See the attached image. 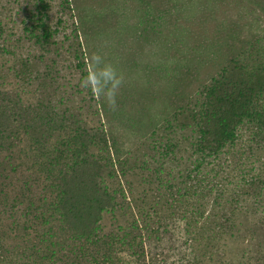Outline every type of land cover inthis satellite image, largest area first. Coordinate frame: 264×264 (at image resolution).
Masks as SVG:
<instances>
[{
    "label": "trees",
    "instance_id": "obj_1",
    "mask_svg": "<svg viewBox=\"0 0 264 264\" xmlns=\"http://www.w3.org/2000/svg\"><path fill=\"white\" fill-rule=\"evenodd\" d=\"M30 1L24 30L45 49L56 33L49 26L50 1ZM258 56H235L209 82L180 93L184 102L150 124L131 151L112 130L103 97L98 103L106 126L78 120L72 128L67 113L56 111L51 101L27 105L8 95L3 104L0 98V151L9 149L20 129L36 136L48 129L64 134L45 156L48 184L42 200L0 190V227L9 220L8 230L20 240L11 251L0 234V264H150L145 240L167 234L160 229L168 218L184 223L190 257L183 264L213 262L219 243L234 238L237 219L248 223L264 210L263 172L245 169L246 151L264 150V62ZM82 66L78 62L77 68ZM13 118L19 128H10ZM140 124L130 127L144 131ZM237 169L242 170L238 177ZM107 216L116 222L108 231Z\"/></svg>",
    "mask_w": 264,
    "mask_h": 264
},
{
    "label": "rangeland",
    "instance_id": "obj_2",
    "mask_svg": "<svg viewBox=\"0 0 264 264\" xmlns=\"http://www.w3.org/2000/svg\"><path fill=\"white\" fill-rule=\"evenodd\" d=\"M49 1V26L56 33L54 44L42 49L28 40L24 30L32 2L0 0L3 104H8V95L27 105L51 101L56 111L67 113L70 128L78 120L90 127L106 126L98 97L83 86L91 70L90 57L99 54L123 76L116 106L109 107L103 101L112 130L128 151L135 149L141 133L147 136L150 124L168 117L172 107L184 102L177 97L180 93H190L209 82L221 65L235 56L248 60L257 54L264 62V0ZM78 62H83L82 69L77 68ZM18 123L13 118L10 128ZM140 123L145 125L144 131L130 127ZM26 132L20 129L19 137L7 143L11 144L9 149L0 151V190L8 196L39 201L48 184L43 173L45 156L64 134L50 129L37 136ZM248 142L249 134L244 131L242 143L246 147ZM246 152V172L262 170L264 177V150L257 155ZM241 172L237 169L233 174L238 177ZM249 221L237 219L238 227L231 233L234 238L221 241L208 264L221 260L222 264H264V210L259 209ZM10 224L4 220L0 234L6 235L7 249L15 251L20 240L8 230ZM115 224L111 216L103 221L106 231ZM164 224L160 231L167 234L145 240L148 262H187L190 256L182 238L184 223L168 218Z\"/></svg>",
    "mask_w": 264,
    "mask_h": 264
},
{
    "label": "clouds",
    "instance_id": "obj_3",
    "mask_svg": "<svg viewBox=\"0 0 264 264\" xmlns=\"http://www.w3.org/2000/svg\"><path fill=\"white\" fill-rule=\"evenodd\" d=\"M91 70L83 81V86L90 87L97 97H103L109 107L116 106L117 90L123 84V76L117 69L104 62L99 54L90 57Z\"/></svg>",
    "mask_w": 264,
    "mask_h": 264
}]
</instances>
